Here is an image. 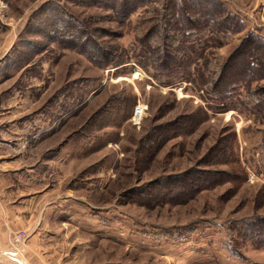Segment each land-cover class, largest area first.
<instances>
[{"label":"rangeland","instance_id":"374dc122","mask_svg":"<svg viewBox=\"0 0 264 264\" xmlns=\"http://www.w3.org/2000/svg\"><path fill=\"white\" fill-rule=\"evenodd\" d=\"M140 1L0 0V155L19 172L0 187L37 194L47 264H264L236 229L264 222V104L248 94L264 92V0H222L235 30L202 35L168 85L151 58L162 0Z\"/></svg>","mask_w":264,"mask_h":264},{"label":"trees","instance_id":"16d2710c","mask_svg":"<svg viewBox=\"0 0 264 264\" xmlns=\"http://www.w3.org/2000/svg\"><path fill=\"white\" fill-rule=\"evenodd\" d=\"M142 1V2H141ZM140 4L146 3L147 5L153 0H141ZM213 1V2H212ZM163 4V8H160L159 12L154 10L157 15L159 13V19L161 24H158L160 42L156 47L151 48V58L156 67V72L164 73L167 76V79L162 81L163 84L168 85L173 83V79H181V77L187 78L185 74V64L190 61V58L195 54V51L201 49L200 44H203V40H206L202 35H211V39H215L219 44H225L227 34L230 31L235 30L231 28L229 20L231 14L223 6L225 4L222 0H162L160 2ZM139 4V5H140ZM222 4V6H219ZM138 5V6H139ZM217 7V8H216ZM225 7H227L225 5ZM218 9V10H216ZM229 9V8H228ZM241 19V18H240ZM243 23V20H240ZM162 25V27H161ZM169 29V30H167ZM227 33L226 35H224ZM162 36V37H161ZM251 39L253 40L251 44L255 45L256 40L264 39V36L261 34H250ZM255 36V37H254ZM149 39L151 35L147 36ZM147 42L149 43V39ZM210 39V40H211ZM197 44V48L190 50L187 47V44ZM260 45L259 43H257ZM264 44L260 45L263 47ZM249 58L247 55L246 58ZM244 59L242 62L243 70H241L244 75L243 83L247 87L248 79H252L255 70H259L261 65L260 61L256 60L254 56L250 59ZM233 58H230L232 61ZM194 65L197 66L196 62ZM195 66H192L194 69ZM157 76V74H156ZM228 77L226 76L222 79L220 78V83L229 82ZM176 81V80H175ZM219 79L211 82V87L215 88L218 85ZM239 82V81H237ZM234 85V83H232ZM230 89V88H229ZM220 92L223 94L224 91ZM229 91L220 95L223 99L226 98L224 95H228ZM251 102L254 106H261L264 104V92H248ZM258 95V96H257ZM254 99V100H253ZM264 221V220H263ZM238 233L246 232L247 237H255L256 240L259 238V242L262 241L264 245V222L260 218H250L246 221H243L241 224L236 226ZM234 241V239H233Z\"/></svg>","mask_w":264,"mask_h":264},{"label":"crops","instance_id":"0c3cea01","mask_svg":"<svg viewBox=\"0 0 264 264\" xmlns=\"http://www.w3.org/2000/svg\"><path fill=\"white\" fill-rule=\"evenodd\" d=\"M12 142L18 144L17 140H12ZM4 156L0 155V175L8 176L11 179L17 178L19 172L15 173L9 167L6 170L2 168V164L8 163L3 160ZM12 185L13 182H9V185L4 188L0 187V257L4 256L18 264H47L55 245L52 241L53 235L47 226H52L53 222L45 215L40 217L45 208L32 201L37 194H25L29 197L28 201H25L27 198H20L21 200L17 201V198L12 196V192H14ZM17 230H25L28 232V236L14 247L10 244L7 236L11 231L17 232Z\"/></svg>","mask_w":264,"mask_h":264},{"label":"built area","instance_id":"2783aa9c","mask_svg":"<svg viewBox=\"0 0 264 264\" xmlns=\"http://www.w3.org/2000/svg\"><path fill=\"white\" fill-rule=\"evenodd\" d=\"M136 111H137V108H136ZM137 113V112H136ZM24 233V232H23ZM14 239L17 240V239H24V234H18V235H15L14 236Z\"/></svg>","mask_w":264,"mask_h":264}]
</instances>
